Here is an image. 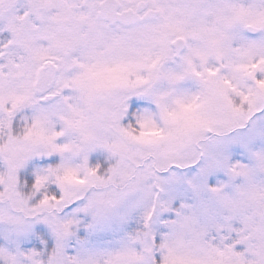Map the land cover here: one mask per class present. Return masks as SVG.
<instances>
[{"label": "snow or ice", "instance_id": "6c2138e0", "mask_svg": "<svg viewBox=\"0 0 264 264\" xmlns=\"http://www.w3.org/2000/svg\"><path fill=\"white\" fill-rule=\"evenodd\" d=\"M0 264H264V0H0Z\"/></svg>", "mask_w": 264, "mask_h": 264}]
</instances>
